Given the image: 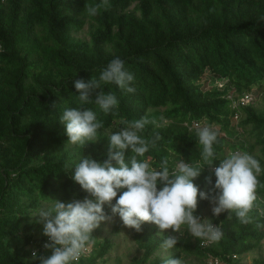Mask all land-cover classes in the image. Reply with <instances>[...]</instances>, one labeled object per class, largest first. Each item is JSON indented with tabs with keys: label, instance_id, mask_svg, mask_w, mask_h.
Returning <instances> with one entry per match:
<instances>
[{
	"label": "trees",
	"instance_id": "16d2710c",
	"mask_svg": "<svg viewBox=\"0 0 264 264\" xmlns=\"http://www.w3.org/2000/svg\"><path fill=\"white\" fill-rule=\"evenodd\" d=\"M99 3L0 0V264H41L40 257L51 255L43 247L48 238H38L30 229L39 211L51 200L68 203L88 197L72 179L75 166L81 158L103 162L109 135L126 127L121 120L141 118L150 123L138 134L150 146L137 159H148L160 170L167 158L170 172L180 161L204 168L193 182L210 199L216 195L212 168L235 150L252 155L262 171L250 223H241L232 211L211 215L209 220L223 233L219 240L203 245L209 238L194 237L183 225L176 233L179 242L170 249L162 245L171 230L159 234L157 227L143 223L141 231L132 229L142 255L131 264H165L170 258L242 264L264 240V108L239 107L237 131L235 110L226 97L257 88L264 99V0H108L109 7L89 16L85 5ZM117 57L134 76L128 87L135 91L102 85L100 90L118 100L108 113L95 104V92L91 103L80 105L74 81L99 79ZM218 82H224L222 88ZM68 108L96 113L104 125L96 140L68 143L59 121ZM192 121L216 125L212 168L202 159L203 146ZM131 156L126 150L125 161ZM125 190L103 206L106 216L118 215L111 213V206ZM209 205L210 200L198 196L194 215L204 220ZM119 229L116 224L113 233ZM96 233L90 254L73 264L106 263L113 243L98 240ZM16 237L21 245L10 248L6 241ZM251 264H264V256Z\"/></svg>",
	"mask_w": 264,
	"mask_h": 264
},
{
	"label": "clouds",
	"instance_id": "9594fccd",
	"mask_svg": "<svg viewBox=\"0 0 264 264\" xmlns=\"http://www.w3.org/2000/svg\"><path fill=\"white\" fill-rule=\"evenodd\" d=\"M109 6L108 0H101L96 5H85V10L89 16H95L101 8ZM133 79L134 76L125 70L124 62L118 57L114 58L102 69L99 79H91L87 83L83 80L74 81L79 94L78 102L80 105L91 103L95 92V104L104 113H108L118 105V100L115 94L100 90L102 85L115 84L132 93L135 89L128 87V84ZM59 121L65 126L70 144L85 145V141L96 140L98 130L104 126L94 111L83 108L65 109ZM197 122H206L212 126L211 129L197 125V129H194L191 123V128L197 130L199 143L203 146L202 159L212 168V145L217 141V133L212 130H217L216 125L208 121ZM148 123L150 121L147 118L135 121L122 119L121 124L126 127L108 137L107 159L99 162L81 158L74 168L72 179L89 194L88 197L68 203L51 200L49 207L39 211L37 223L43 224V235L48 238L43 247L51 250L50 256L39 258L41 264H73L78 261L86 246L95 242L93 231L102 222L111 219L105 215L103 206L111 205L121 189L126 190L116 199L115 205L111 206V213L118 214L123 226L136 232L141 231L143 223L155 225L159 234L171 230L172 234L166 235L163 241L165 249L177 245L179 240L176 233L183 225H187V230L194 237L219 240L223 235L211 220H201L194 215L198 196L200 200H210L214 205L211 211L215 217L232 211L241 223L251 222L249 213L257 199V177L262 171L258 160L249 153L240 151L232 152L220 160L219 166L212 168L216 195L210 199L211 194L200 191L193 182L204 168L180 161L176 170L170 172L167 158L162 159L160 170L152 168L148 159H137L149 151L150 142L138 134ZM152 145L154 146V142ZM126 150L132 153L127 162ZM205 179L206 183H211V177ZM32 257L37 258L36 251L32 252ZM165 264H182V261L170 258Z\"/></svg>",
	"mask_w": 264,
	"mask_h": 264
},
{
	"label": "rangeland",
	"instance_id": "374dc122",
	"mask_svg": "<svg viewBox=\"0 0 264 264\" xmlns=\"http://www.w3.org/2000/svg\"><path fill=\"white\" fill-rule=\"evenodd\" d=\"M217 84L218 87L221 88L222 85H224V82H218ZM248 95H250L252 98L249 104H253V107L256 110H261L264 108L263 95L261 94V91L259 89L257 88L254 89L253 91L249 92ZM238 129L240 131V127H238ZM212 207H214V205L210 203V205L204 211L203 219L209 220L210 216L212 215V211H211ZM37 220H35L32 223V226L30 228L32 234H34L38 238L40 237L47 238L46 236L43 235V224L37 223ZM116 224H120V229L115 234L113 233V230ZM147 224L156 227L151 223H147ZM26 230L27 227L24 228V232ZM94 231L99 232L96 233L98 240L110 239L113 243V248L110 251L108 260L106 261L105 264H131L133 258L140 257L142 255V251H140L137 248V246L135 245L132 239V229L124 227L118 215L111 218L110 220H106L105 222H102L100 226ZM166 232L169 233V230H167ZM19 239L20 238L18 237L8 239L6 241V244L10 248H14L15 246L21 245L22 241ZM162 253L165 254V251L162 250ZM260 256H264V240L262 241L261 247L258 251L245 255V257L242 259V264H251V262L254 259H257ZM182 264H205V263L204 261H200L192 258L183 261Z\"/></svg>",
	"mask_w": 264,
	"mask_h": 264
},
{
	"label": "built area",
	"instance_id": "2783aa9c",
	"mask_svg": "<svg viewBox=\"0 0 264 264\" xmlns=\"http://www.w3.org/2000/svg\"><path fill=\"white\" fill-rule=\"evenodd\" d=\"M222 87H223V85H222ZM226 98L230 101L231 108L233 110H235V112L233 113V116H232V123L236 126V130L239 131L238 122L240 120L241 115H240V112H239L238 109H239V107L247 106L251 102L252 98H251L250 95H248V93H245V94H243L241 96H234L233 94H229ZM197 125H199L200 127L208 126V127H210L212 129V126L207 124L206 122H197L196 121V122L192 123V127L194 129H197V127H196ZM234 152H237V150H235ZM47 242H48V239H47V241L45 243H47ZM210 243H211V240L208 239V240L204 241L202 244L203 245H209ZM90 252H91V247L88 245V246H86V249L84 251H82V253H81L80 257H79V260L81 258H83V257L88 256L90 254ZM233 258H235V256H233ZM75 262H77V261H75ZM208 263L209 264H224L218 258H209L208 259Z\"/></svg>",
	"mask_w": 264,
	"mask_h": 264
}]
</instances>
